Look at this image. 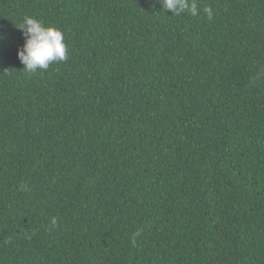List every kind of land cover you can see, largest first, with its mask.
<instances>
[{"label":"trees","instance_id":"16d2710c","mask_svg":"<svg viewBox=\"0 0 264 264\" xmlns=\"http://www.w3.org/2000/svg\"><path fill=\"white\" fill-rule=\"evenodd\" d=\"M195 3L0 0V264H264V0Z\"/></svg>","mask_w":264,"mask_h":264},{"label":"clouds","instance_id":"9594fccd","mask_svg":"<svg viewBox=\"0 0 264 264\" xmlns=\"http://www.w3.org/2000/svg\"><path fill=\"white\" fill-rule=\"evenodd\" d=\"M160 4L161 9L170 10L172 15L189 10L192 15H197L199 11L195 0H160ZM205 11L211 18V9L206 8ZM19 28L24 35V44L17 50V55L26 71L47 70L53 62L67 59V45L59 27L45 25L38 18L28 16Z\"/></svg>","mask_w":264,"mask_h":264}]
</instances>
